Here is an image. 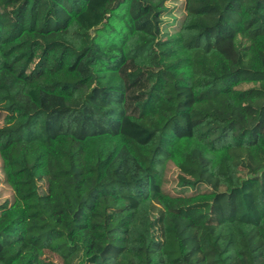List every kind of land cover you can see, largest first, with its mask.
I'll return each instance as SVG.
<instances>
[{
    "label": "trees",
    "instance_id": "obj_1",
    "mask_svg": "<svg viewBox=\"0 0 264 264\" xmlns=\"http://www.w3.org/2000/svg\"><path fill=\"white\" fill-rule=\"evenodd\" d=\"M0 264H264V0H0Z\"/></svg>",
    "mask_w": 264,
    "mask_h": 264
},
{
    "label": "rangeland",
    "instance_id": "obj_2",
    "mask_svg": "<svg viewBox=\"0 0 264 264\" xmlns=\"http://www.w3.org/2000/svg\"><path fill=\"white\" fill-rule=\"evenodd\" d=\"M170 19L171 18H166V20H168V21ZM44 102H45V104H47V109L48 108H52V107H56V106H58V107H62L63 106V104L60 101H58V100H51V99L46 98V97H44Z\"/></svg>",
    "mask_w": 264,
    "mask_h": 264
}]
</instances>
